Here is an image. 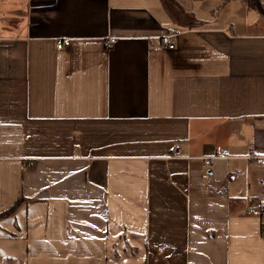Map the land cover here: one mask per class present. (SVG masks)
Segmentation results:
<instances>
[{
    "label": "crops",
    "instance_id": "0c3cea01",
    "mask_svg": "<svg viewBox=\"0 0 264 264\" xmlns=\"http://www.w3.org/2000/svg\"><path fill=\"white\" fill-rule=\"evenodd\" d=\"M228 3L0 0V264H264V16Z\"/></svg>",
    "mask_w": 264,
    "mask_h": 264
},
{
    "label": "rangeland",
    "instance_id": "374dc122",
    "mask_svg": "<svg viewBox=\"0 0 264 264\" xmlns=\"http://www.w3.org/2000/svg\"><path fill=\"white\" fill-rule=\"evenodd\" d=\"M165 5L173 12L177 18H182L184 21H189L193 18L191 12H196L198 15L208 14L211 11H219L221 5L228 3L226 12H229L232 16H237V21L241 20L244 15V7L241 0H162ZM264 5V0H260ZM213 2L218 3L216 6ZM212 4V5H211ZM224 6V5H223ZM214 7V8H213ZM213 8V9H212ZM253 10V9H252ZM259 18H263L257 11L254 10ZM251 17V16H250Z\"/></svg>",
    "mask_w": 264,
    "mask_h": 264
},
{
    "label": "built area",
    "instance_id": "2783aa9c",
    "mask_svg": "<svg viewBox=\"0 0 264 264\" xmlns=\"http://www.w3.org/2000/svg\"><path fill=\"white\" fill-rule=\"evenodd\" d=\"M177 34V32L170 30L167 33L161 35L160 39H161V45L167 48H173L175 46L174 43V36ZM116 39L115 36H108L106 39V45L110 46L113 41ZM69 38H58L56 40V46L58 48L64 47L66 45L69 44ZM179 147V144H174L172 150H171V154L172 155H176V151ZM216 152L215 154L212 155H208L206 156V159L211 162L213 160L214 157H228L230 156V151L221 146V145H216ZM246 159H255L257 162L259 163H264V156H259L257 155L253 150L250 151L249 154H247L245 156ZM235 177V173L229 174V178H234ZM261 183L264 184V180H261ZM247 211L249 213H257L259 215V217L262 220V223L264 224V200H257L255 201L252 205H249L247 207Z\"/></svg>",
    "mask_w": 264,
    "mask_h": 264
},
{
    "label": "water",
    "instance_id": "95a60500",
    "mask_svg": "<svg viewBox=\"0 0 264 264\" xmlns=\"http://www.w3.org/2000/svg\"><path fill=\"white\" fill-rule=\"evenodd\" d=\"M255 10L262 16H264V6L260 0H253Z\"/></svg>",
    "mask_w": 264,
    "mask_h": 264
},
{
    "label": "trees",
    "instance_id": "16d2710c",
    "mask_svg": "<svg viewBox=\"0 0 264 264\" xmlns=\"http://www.w3.org/2000/svg\"><path fill=\"white\" fill-rule=\"evenodd\" d=\"M244 1L245 3H247L248 5H250L251 7L254 8V5H253V0H242ZM264 6V5H263ZM264 225V224H263Z\"/></svg>",
    "mask_w": 264,
    "mask_h": 264
}]
</instances>
